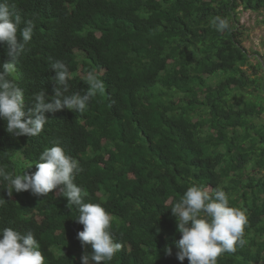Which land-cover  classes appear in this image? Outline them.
Segmentation results:
<instances>
[{
  "label": "trees",
  "instance_id": "16d2710c",
  "mask_svg": "<svg viewBox=\"0 0 264 264\" xmlns=\"http://www.w3.org/2000/svg\"><path fill=\"white\" fill-rule=\"evenodd\" d=\"M38 2L52 24L35 25L17 64L25 110L34 94L54 92L56 60L68 68L61 97L86 94L89 72L104 92L83 112H46L38 136L14 137L0 119V165L34 173L40 153L61 144L80 163L75 183L85 201L113 217L122 249L110 264H189L176 258L181 234L170 207L193 184L223 189L248 224L245 243L217 264H264V72H249L262 62L253 64L243 46L238 15L240 7L263 12L264 0ZM218 16L230 30L215 28ZM8 60L0 44V63ZM5 187L0 182V228L31 232L45 264H82L93 252L77 239L78 210L61 192L9 197Z\"/></svg>",
  "mask_w": 264,
  "mask_h": 264
},
{
  "label": "clouds",
  "instance_id": "9594fccd",
  "mask_svg": "<svg viewBox=\"0 0 264 264\" xmlns=\"http://www.w3.org/2000/svg\"><path fill=\"white\" fill-rule=\"evenodd\" d=\"M47 13L38 0H0V44L6 46L9 57L7 62L0 63V119L14 137L38 136L48 122L46 112L64 108L83 112L92 97L104 92L103 81L89 72L86 82L90 90L86 94L61 97L68 68L64 61L56 60L52 63L57 73L54 92L47 97L44 92L34 94L33 108L25 110L23 88L15 82L17 64L32 40L35 25L40 27L46 20L47 26H51L52 19ZM211 23L220 32L230 30L227 18L218 16ZM35 165L36 171L31 174L25 171L13 174L0 165V182L7 184V195L11 197L13 191H30L37 196H45L53 190L61 192L68 198V205L78 210L76 219L83 230L77 233V239L82 246L91 244L93 249L91 254L84 252L81 256L82 264H110L122 244L112 230V215L101 204L86 202V191L75 183L76 174L81 171L79 161L61 144L55 143L40 153ZM5 202L0 197V205ZM170 208L178 218L177 231L181 235L175 245L176 258L181 262L187 258L189 264H217L222 253L234 252L237 245L245 243L246 210L231 206L223 189L210 191L193 184ZM165 253L172 255V248L166 247ZM0 264H45V256L31 232L24 234L13 227H3L0 228Z\"/></svg>",
  "mask_w": 264,
  "mask_h": 264
},
{
  "label": "rangeland",
  "instance_id": "374dc122",
  "mask_svg": "<svg viewBox=\"0 0 264 264\" xmlns=\"http://www.w3.org/2000/svg\"><path fill=\"white\" fill-rule=\"evenodd\" d=\"M238 10L239 26L243 27V46L249 51L253 64L262 62V66L249 67V72L261 75L264 72V11H245L242 7ZM19 193L22 197L34 198L30 191L26 196L23 195V191Z\"/></svg>",
  "mask_w": 264,
  "mask_h": 264
}]
</instances>
